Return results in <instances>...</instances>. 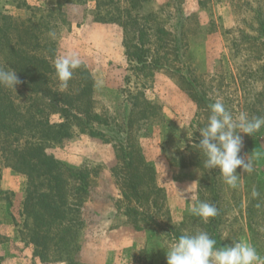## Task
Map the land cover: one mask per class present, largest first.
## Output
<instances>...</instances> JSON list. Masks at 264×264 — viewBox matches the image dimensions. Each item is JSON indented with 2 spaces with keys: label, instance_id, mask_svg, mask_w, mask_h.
Masks as SVG:
<instances>
[{
  "label": "rangeland",
  "instance_id": "1",
  "mask_svg": "<svg viewBox=\"0 0 264 264\" xmlns=\"http://www.w3.org/2000/svg\"><path fill=\"white\" fill-rule=\"evenodd\" d=\"M169 1L146 0L142 13L163 20L164 9L182 16L179 41L187 46L184 66L169 59L162 68L150 64L149 75L137 77L126 55L132 33L106 21L107 9L98 7L95 0L62 2L64 21L53 25L56 38L51 39L55 58L74 51L92 74L98 112L120 119L128 94L138 91L154 101L160 116L149 124H136L132 137L139 140L143 155L156 171L157 185L163 191L161 210L152 209L147 200L137 209L134 197L123 196L122 177L113 172L118 159L112 144L76 130L59 145H45L49 155L69 167L85 169L90 176L92 189L84 205L85 226L77 234L74 261H56L51 251L47 258H40L35 247L20 236L17 225L22 222L27 178L0 158V185L7 193L0 197V264H167L166 251L177 235L200 231L215 239L217 247L243 240L264 257V126L252 136L240 133L239 155L246 162L249 157L254 171L246 173L238 167L240 180L234 189L223 182L218 168L194 166L192 152L187 154L189 165L180 166L195 130L204 127L208 117L198 118L196 103L177 77L190 69L201 83L200 90L214 102L219 99L234 117L241 112L249 118L264 117V0H178L165 7ZM58 2L0 0V15L28 27L30 20L59 9ZM170 24L172 20L165 27L179 38L181 32ZM171 42L173 58L176 43ZM150 43L152 52H164L155 40ZM21 90L18 84L12 91L15 102L24 107ZM52 120L60 118L54 115ZM253 189L259 192L256 198L251 195ZM197 201L213 204L218 215L207 223L192 215L190 209ZM142 210L154 213L156 223H141L143 229H138L129 219L140 217Z\"/></svg>",
  "mask_w": 264,
  "mask_h": 264
},
{
  "label": "trees",
  "instance_id": "2",
  "mask_svg": "<svg viewBox=\"0 0 264 264\" xmlns=\"http://www.w3.org/2000/svg\"><path fill=\"white\" fill-rule=\"evenodd\" d=\"M77 1L84 3V0H59V9L30 20L28 27L19 25L11 16L0 15V67L16 71L21 81V96L26 103L21 107L15 102L13 91L0 86V158L27 178L22 222L17 227L20 236L35 247L37 256L47 258L48 251H51L54 260L67 263L74 261L77 234L85 226L83 211L92 189L90 176L85 169L69 167L49 155L46 144L59 145L76 130L99 138L112 144L116 150L118 165L113 172L122 177L123 196L130 194L134 197L137 209L147 200L152 209L161 210L159 196L163 192L157 185L154 167L142 153L139 140L132 137L136 124L143 126L160 116L154 101L149 100L144 92L130 93L120 119H114L96 110L92 96L94 79L85 65L81 64L74 70L67 87H62L56 76V54L52 38L46 35L53 31V25L58 21H64L62 2ZM95 1L98 7L107 9L106 21L118 23L126 33H132V44L125 45L126 55L137 77L148 76L150 64L158 69L171 60L184 66L182 58L187 46L184 41H179L184 27L182 16L164 9L162 11L167 16L163 20L155 14L146 16L142 13V4L146 0H121L124 7L116 0ZM174 3L178 4V0H170L165 7ZM111 7L113 9L109 10ZM171 20L181 32L179 38L165 27ZM151 39L164 52H152L147 46ZM171 39L176 43L173 58L169 52L173 46ZM192 73L188 69L187 73L177 76L178 80L187 87L188 95L196 103L198 118L208 117L209 106L214 101L206 91L200 90L201 83ZM54 115L59 116L58 122L52 120ZM195 131L188 150L181 155L180 166L189 165L187 154L192 152L190 154L196 161L193 165L205 169L201 162L205 157L198 146L200 133ZM211 173L214 174L213 171ZM213 176L209 179L215 183ZM2 195L7 193L0 185V197ZM153 214L142 210L140 217L129 220L136 228L143 229L141 223H156ZM180 236L177 235L178 238Z\"/></svg>",
  "mask_w": 264,
  "mask_h": 264
},
{
  "label": "clouds",
  "instance_id": "3",
  "mask_svg": "<svg viewBox=\"0 0 264 264\" xmlns=\"http://www.w3.org/2000/svg\"><path fill=\"white\" fill-rule=\"evenodd\" d=\"M49 36L55 39V31H50ZM81 63V59L74 51L55 59L54 68L62 87H67L74 70L79 68ZM20 82L14 69L5 70L0 67V86L15 91ZM209 108L207 124L199 128L201 139L198 146L205 157L204 167L218 168L223 182L234 189L240 180L236 173L238 167L246 173L254 171L249 157L246 162L244 157L239 155L243 145L240 133L252 136L264 126V117L249 118L244 112L234 117L219 99ZM251 195L256 198L259 192L253 189ZM190 211L205 223L209 218L218 215V209L205 201H197ZM216 245L217 241L205 231L194 235H181L166 251L167 264H264V257L259 255L249 242L241 240L232 246Z\"/></svg>",
  "mask_w": 264,
  "mask_h": 264
}]
</instances>
